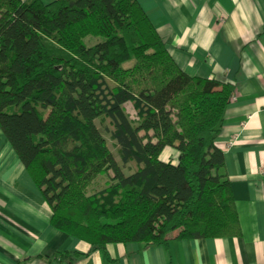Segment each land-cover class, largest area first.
<instances>
[{
    "label": "trees",
    "instance_id": "obj_1",
    "mask_svg": "<svg viewBox=\"0 0 264 264\" xmlns=\"http://www.w3.org/2000/svg\"><path fill=\"white\" fill-rule=\"evenodd\" d=\"M234 93L182 70L139 0H0V128L92 251L241 234L216 145Z\"/></svg>",
    "mask_w": 264,
    "mask_h": 264
},
{
    "label": "crops",
    "instance_id": "obj_2",
    "mask_svg": "<svg viewBox=\"0 0 264 264\" xmlns=\"http://www.w3.org/2000/svg\"><path fill=\"white\" fill-rule=\"evenodd\" d=\"M139 2L182 70L235 86L216 145L241 234L92 251L51 224V207L0 128V264H264V0ZM162 158L177 162L179 152L166 148Z\"/></svg>",
    "mask_w": 264,
    "mask_h": 264
},
{
    "label": "rangeland",
    "instance_id": "obj_3",
    "mask_svg": "<svg viewBox=\"0 0 264 264\" xmlns=\"http://www.w3.org/2000/svg\"><path fill=\"white\" fill-rule=\"evenodd\" d=\"M84 41H85V43H86L87 45L90 46V45L95 44V43L98 41V37H95V36H88V37L85 38ZM131 63H132V62H131ZM127 65H128V64H127ZM125 106H126V109H127L128 113L130 114L131 118L136 120L137 117H136L135 110L133 109V106H132L131 102H127V103L125 104ZM163 158L167 159L166 155L163 156ZM102 184H103V180H100V182H99V186L102 185ZM99 186H98V187H99Z\"/></svg>",
    "mask_w": 264,
    "mask_h": 264
},
{
    "label": "built area",
    "instance_id": "obj_4",
    "mask_svg": "<svg viewBox=\"0 0 264 264\" xmlns=\"http://www.w3.org/2000/svg\"><path fill=\"white\" fill-rule=\"evenodd\" d=\"M236 99V95L233 94L232 98H231V102L234 101ZM261 170L264 172V164L263 167L261 168Z\"/></svg>",
    "mask_w": 264,
    "mask_h": 264
}]
</instances>
